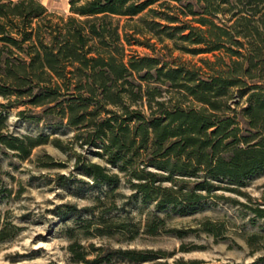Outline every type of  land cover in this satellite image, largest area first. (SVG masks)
Wrapping results in <instances>:
<instances>
[{
	"label": "trees",
	"instance_id": "trees-1",
	"mask_svg": "<svg viewBox=\"0 0 264 264\" xmlns=\"http://www.w3.org/2000/svg\"><path fill=\"white\" fill-rule=\"evenodd\" d=\"M68 11L0 0V149L27 159L49 141V134L9 131L8 110L22 106L19 117L71 129L69 143L102 161L73 151L72 174L58 175V185H74L78 195L96 187L103 198L125 184L128 200L179 214L208 198L230 199L224 192L239 195L246 179L264 173V0H68ZM174 50L212 57L189 63L173 58ZM250 209L264 218V208ZM55 213L94 216L92 207L67 203ZM1 219L0 243L21 230ZM98 219L79 226L83 235L131 241L139 233L134 222ZM162 223L155 216L146 233ZM65 233L74 263L168 264L161 250L88 249L75 227Z\"/></svg>",
	"mask_w": 264,
	"mask_h": 264
},
{
	"label": "rangeland",
	"instance_id": "rangeland-1",
	"mask_svg": "<svg viewBox=\"0 0 264 264\" xmlns=\"http://www.w3.org/2000/svg\"><path fill=\"white\" fill-rule=\"evenodd\" d=\"M40 1L55 14L69 13L68 0ZM160 46L157 44V48ZM131 49L140 55L153 54L140 45H132ZM161 53L165 59L170 58L166 51ZM171 55L197 64L199 58L212 57L211 54L193 56L178 50L172 51ZM0 101H3L2 98ZM23 108L8 110L9 131L17 135L49 134L50 137L46 144L34 148L27 159L0 149V188L8 190L0 192L1 220H10L21 227L15 238L0 243V264H83L72 262L68 245L73 240L65 233L66 226L75 227L76 239L88 249L93 244L104 249L161 250L167 254L165 260L168 264L178 261L184 264H264V218L255 216L250 209L264 208V173L246 179L240 187L241 194L224 192V196L230 199L208 198L190 214H179L170 208L156 211L154 204L128 200L132 191L125 184L103 198L104 192L96 187L85 189L78 195L74 185L61 186L56 181L60 174L71 176L72 152H80L94 162L102 161L86 148L69 143L73 136L71 129L65 126L52 129L47 121L35 122L19 117L17 111ZM53 138H59L64 148L71 146L72 149L61 150L54 145ZM53 163L60 165L54 166ZM102 190L106 188L102 187ZM97 196H101L103 203L98 201ZM62 203L77 208L92 207L94 216L82 213L79 217L61 220L55 208ZM111 203L114 206L111 211L103 209V204L108 207ZM100 216L116 222H134L139 227V233L131 241H120L118 235H83L85 229L79 226L89 221L94 226ZM155 216L163 219V223L155 234H148L146 224ZM206 223H209V231L205 229ZM92 228L90 232H94ZM174 230H179L180 235Z\"/></svg>",
	"mask_w": 264,
	"mask_h": 264
}]
</instances>
